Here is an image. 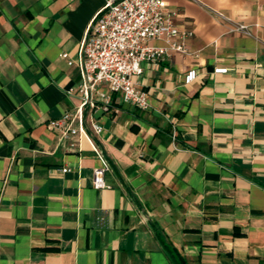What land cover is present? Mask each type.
<instances>
[{
  "label": "crops",
  "instance_id": "0c3cea01",
  "mask_svg": "<svg viewBox=\"0 0 264 264\" xmlns=\"http://www.w3.org/2000/svg\"><path fill=\"white\" fill-rule=\"evenodd\" d=\"M166 1L190 53L140 77L148 109L114 94L95 113L97 188L87 137L75 150L47 125L80 101L69 60L105 0H0V264H175L165 244L190 264H264V0H201L251 34Z\"/></svg>",
  "mask_w": 264,
  "mask_h": 264
},
{
  "label": "built area",
  "instance_id": "2783aa9c",
  "mask_svg": "<svg viewBox=\"0 0 264 264\" xmlns=\"http://www.w3.org/2000/svg\"><path fill=\"white\" fill-rule=\"evenodd\" d=\"M195 1L207 6L201 0ZM208 8L230 25V31L251 34L248 24L219 9ZM178 15L166 0H105L87 24L78 58L69 60L79 67L82 77L77 89L80 101L59 118L50 119L47 126L57 133L59 141L75 150L83 149L81 138L87 137L101 160L93 168V184L97 188L106 186L105 173L111 166L95 142L104 129L95 113H110L114 94L122 103L141 109L150 107L149 92L141 86L140 77L176 52L190 53L187 42L194 31L180 23ZM61 55L68 57L69 52ZM195 73L192 70L189 76L193 78ZM68 169L64 167L62 171Z\"/></svg>",
  "mask_w": 264,
  "mask_h": 264
},
{
  "label": "trees",
  "instance_id": "16d2710c",
  "mask_svg": "<svg viewBox=\"0 0 264 264\" xmlns=\"http://www.w3.org/2000/svg\"><path fill=\"white\" fill-rule=\"evenodd\" d=\"M165 246L173 260H175V264H190L174 247L168 244H165Z\"/></svg>",
  "mask_w": 264,
  "mask_h": 264
}]
</instances>
